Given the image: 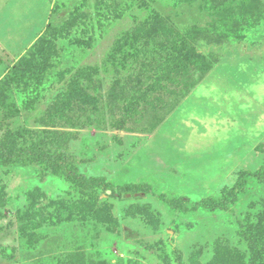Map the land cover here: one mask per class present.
<instances>
[{"label":"rangeland","instance_id":"rangeland-1","mask_svg":"<svg viewBox=\"0 0 264 264\" xmlns=\"http://www.w3.org/2000/svg\"><path fill=\"white\" fill-rule=\"evenodd\" d=\"M264 0H0V264H264Z\"/></svg>","mask_w":264,"mask_h":264},{"label":"trees","instance_id":"trees-1","mask_svg":"<svg viewBox=\"0 0 264 264\" xmlns=\"http://www.w3.org/2000/svg\"><path fill=\"white\" fill-rule=\"evenodd\" d=\"M248 176L253 177L254 179L258 180L260 183L264 184V177L257 176V174L248 172Z\"/></svg>","mask_w":264,"mask_h":264}]
</instances>
